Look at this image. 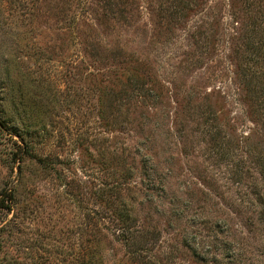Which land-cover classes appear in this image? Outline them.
<instances>
[{"label": "rangeland", "instance_id": "1", "mask_svg": "<svg viewBox=\"0 0 264 264\" xmlns=\"http://www.w3.org/2000/svg\"><path fill=\"white\" fill-rule=\"evenodd\" d=\"M0 87V264H82L90 221L126 260L115 172L136 248L264 264V0H0Z\"/></svg>", "mask_w": 264, "mask_h": 264}, {"label": "trees", "instance_id": "2", "mask_svg": "<svg viewBox=\"0 0 264 264\" xmlns=\"http://www.w3.org/2000/svg\"><path fill=\"white\" fill-rule=\"evenodd\" d=\"M8 76L6 75L7 79ZM0 89H3V87H0ZM4 95L6 98H9L8 90L4 91ZM26 118L27 113L22 108L20 111V118ZM0 126L3 127H11L12 132L21 137L24 133L28 132L25 130V124L22 123L19 119L14 121L12 118L7 116L4 111H0ZM39 130H44L42 127H35L33 129V133H38ZM32 138V137H30ZM33 139V138H32ZM25 144V150L24 154L27 157H30V159L34 160L37 167H47V164L44 162L45 158L42 156H38L35 151H33V142L32 140L24 141ZM24 157L21 158V161H24ZM30 166H27L25 164H20L18 167V175L20 179V184L25 181L27 182L29 180V175L31 174V170L27 169ZM28 170V171H27ZM30 170V171H29ZM114 183H105L102 185L101 193L105 197V207L104 211L107 214L113 213V207L114 204L116 208H118V214L117 218L118 220H113L110 216H107V223H103V229L108 231L115 243H118L119 245H122V248H124V256L126 257V260L124 258H120L119 261H112L110 263L107 259V253L111 251L113 248H110V243L108 242V235L98 231L96 227L95 222L88 223L87 227H89V236L84 240V252L83 254H80V252L76 253V261H82V264H162L161 261L152 255V250L148 251L145 248H136L135 244V237L136 236H142V233L134 226L127 225V222L130 220V216L127 214H123L121 212V197L123 195L124 190H128L126 188L124 181L121 180L120 176L117 177L115 172V178L113 179ZM23 186V185H22ZM114 194H116V198L114 199ZM15 196V193L12 192L9 196L5 195V197H2L0 200V211L4 209H7L9 211L10 206V200H13V197ZM117 199V202H116ZM115 212V211H114ZM115 222V224H114ZM122 224H121V223ZM121 225V226H120ZM123 225V226H122ZM10 222H0V234L4 229H7V237L10 236V230H9ZM3 244H6L5 241H2ZM4 246V245H3ZM7 247V246H6ZM148 252V253H147ZM149 254V255H148ZM115 253L112 254L114 258Z\"/></svg>", "mask_w": 264, "mask_h": 264}, {"label": "water", "instance_id": "3", "mask_svg": "<svg viewBox=\"0 0 264 264\" xmlns=\"http://www.w3.org/2000/svg\"><path fill=\"white\" fill-rule=\"evenodd\" d=\"M5 194H6V192L1 197H5Z\"/></svg>", "mask_w": 264, "mask_h": 264}]
</instances>
